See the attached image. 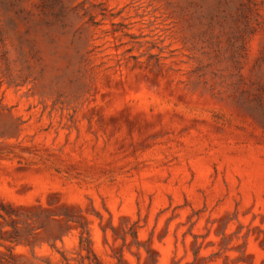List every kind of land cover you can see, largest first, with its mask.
I'll use <instances>...</instances> for the list:
<instances>
[{
    "label": "rangeland",
    "instance_id": "obj_1",
    "mask_svg": "<svg viewBox=\"0 0 264 264\" xmlns=\"http://www.w3.org/2000/svg\"><path fill=\"white\" fill-rule=\"evenodd\" d=\"M0 264H264V0H0Z\"/></svg>",
    "mask_w": 264,
    "mask_h": 264
}]
</instances>
